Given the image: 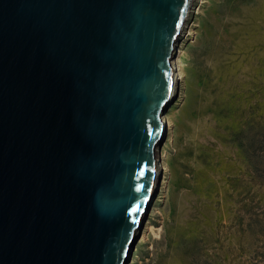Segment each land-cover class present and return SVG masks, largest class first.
<instances>
[{"label":"water","instance_id":"obj_1","mask_svg":"<svg viewBox=\"0 0 264 264\" xmlns=\"http://www.w3.org/2000/svg\"><path fill=\"white\" fill-rule=\"evenodd\" d=\"M192 2L0 0V264H123Z\"/></svg>","mask_w":264,"mask_h":264},{"label":"rangeland","instance_id":"obj_2","mask_svg":"<svg viewBox=\"0 0 264 264\" xmlns=\"http://www.w3.org/2000/svg\"><path fill=\"white\" fill-rule=\"evenodd\" d=\"M178 49L165 169L128 264H264V0H193Z\"/></svg>","mask_w":264,"mask_h":264},{"label":"bare ground","instance_id":"obj_3","mask_svg":"<svg viewBox=\"0 0 264 264\" xmlns=\"http://www.w3.org/2000/svg\"><path fill=\"white\" fill-rule=\"evenodd\" d=\"M199 2L200 3H202V0H199ZM191 32H188V34H190ZM181 53H182V50L181 49H178V50H176L175 51V56H174V58H173V60H172V66L174 67V83H173V91L177 88V86H178V84H179V82H180V80L182 79V72H183V61H182V57H181ZM169 104V103H168ZM168 106V105H167ZM167 108V107H166ZM165 108V109H166ZM161 120L164 122V124H165V128H166V126L168 127V128H170V126H171V123H170V121L168 120V117H167V115L166 114H162L161 115ZM157 153H158V167H157V178H156V183H158V180H159V173H160V171L162 170H164L165 169V161H164V158H161L164 154H163V151L162 150H160V148L158 149V151H157ZM167 181V180H166ZM153 194H155V193H153ZM154 196V195H153ZM151 200H152V198H151ZM149 205V204H148ZM148 205H147V207H148ZM145 213H146V211H145ZM144 213V214H145ZM144 216V215H143ZM142 225H143V218L141 219V222H140V226H139V228L140 227H142ZM137 232L138 231H136L135 232V240L131 243V246L132 247H130V250H129V255L127 256V258L124 260V262H123V264H125V263H127V261L130 259V255H131V250H132V248H133V245L132 244H134L135 243V241H136V239H137Z\"/></svg>","mask_w":264,"mask_h":264}]
</instances>
